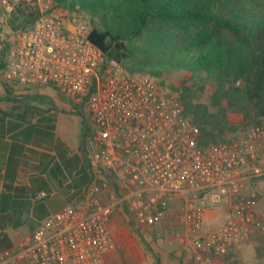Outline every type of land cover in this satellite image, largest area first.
<instances>
[{
	"label": "built area",
	"instance_id": "1",
	"mask_svg": "<svg viewBox=\"0 0 264 264\" xmlns=\"http://www.w3.org/2000/svg\"><path fill=\"white\" fill-rule=\"evenodd\" d=\"M3 4L8 12L23 5L37 14L7 51L5 81L21 88L53 86L82 105L94 166L115 187L107 202L96 180L85 184L80 199L46 218L19 249H0V264H120L113 258L112 230L118 204L128 207L134 226L153 228L180 201L194 243L187 264H212L213 254L229 252L250 235L259 207L250 184L264 179V117L202 147L178 94L106 55L91 41L82 15L56 9L54 0ZM223 205L226 221L205 228L207 212Z\"/></svg>",
	"mask_w": 264,
	"mask_h": 264
},
{
	"label": "trees",
	"instance_id": "2",
	"mask_svg": "<svg viewBox=\"0 0 264 264\" xmlns=\"http://www.w3.org/2000/svg\"><path fill=\"white\" fill-rule=\"evenodd\" d=\"M66 13L87 11L101 19L103 29L93 28L89 37L110 58L125 68L146 72L165 85L162 75L169 70H186L191 75L174 87L184 115L198 129L199 145L225 141L255 124L264 114V0H54ZM13 16L31 27L37 14L19 5ZM142 41L141 47L130 42ZM136 48L143 54L136 57ZM135 61V62H136ZM6 63L0 67L5 68ZM239 82V84H237ZM8 92L9 87L3 83ZM210 92L207 101L204 95ZM77 106V105H76ZM80 106V107H79ZM74 108V107H73ZM74 109L83 115L82 105ZM240 113L238 124L229 114ZM92 136L84 125V142ZM264 180V179H263ZM112 187L115 184L108 181ZM122 216L133 225L129 209L118 204ZM231 251L215 255V263H230Z\"/></svg>",
	"mask_w": 264,
	"mask_h": 264
},
{
	"label": "crops",
	"instance_id": "3",
	"mask_svg": "<svg viewBox=\"0 0 264 264\" xmlns=\"http://www.w3.org/2000/svg\"><path fill=\"white\" fill-rule=\"evenodd\" d=\"M12 88L1 93L0 104V249H19L100 177L83 138L87 115L64 103L53 86Z\"/></svg>",
	"mask_w": 264,
	"mask_h": 264
},
{
	"label": "rangeland",
	"instance_id": "4",
	"mask_svg": "<svg viewBox=\"0 0 264 264\" xmlns=\"http://www.w3.org/2000/svg\"><path fill=\"white\" fill-rule=\"evenodd\" d=\"M73 13L78 14L77 12ZM80 15L85 18L92 29H103L104 25L99 17L93 16L87 11H82ZM27 28L25 19L21 16H13L11 12H8L4 8L3 0H0V64L5 63L7 51L17 34ZM128 43H132L136 47L142 46V41L136 38H133ZM142 55L139 48H136L138 60ZM135 61V58H129L124 60L123 65L130 67L137 64V61ZM4 69L0 67V104H3L2 102L5 101L3 94H1L5 91L3 83H6L9 89L12 88V85L4 79ZM190 75L191 73L186 70H169L162 75L165 82L164 87L176 93L174 89L182 85ZM57 92L59 95L61 94L63 102L69 103L68 105L72 109L78 106L73 104L66 95L59 91ZM209 92L210 89L208 87L204 95L205 101H207ZM68 109L70 108L68 107ZM82 112L83 114H87L83 106ZM263 117L264 114L258 121ZM242 118L243 116L240 113L229 114V120L232 123L238 124L242 121ZM86 123L90 124L88 114ZM241 131L243 130L238 131L236 134H230L229 138ZM96 181L104 188L105 200L112 202L109 190L112 186L109 182L105 181L102 176L98 177ZM250 186L258 193L259 207L255 215L253 231L243 242L230 250L232 253L230 263L232 264H264V180H255ZM181 204L180 201L176 202L171 207V215L162 223L156 224L153 228L132 226L122 216L116 205L114 207L112 224L116 241L114 252L117 253V257L115 260L120 264H187L191 261L194 254V243L192 237L184 227ZM227 217L228 208L226 205L211 209L206 215L205 228L210 229L224 223ZM211 261L215 263L214 254L211 256ZM218 264L224 263L220 260Z\"/></svg>",
	"mask_w": 264,
	"mask_h": 264
}]
</instances>
